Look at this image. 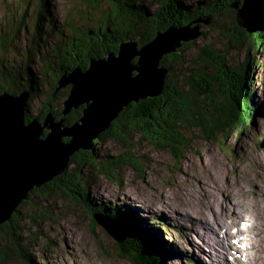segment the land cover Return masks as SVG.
Returning <instances> with one entry per match:
<instances>
[{
	"label": "rangeland",
	"instance_id": "1",
	"mask_svg": "<svg viewBox=\"0 0 264 264\" xmlns=\"http://www.w3.org/2000/svg\"><path fill=\"white\" fill-rule=\"evenodd\" d=\"M47 1L46 9L52 16L44 18V25L53 16L56 21L53 25H60L64 19L67 20L69 12V23L85 22V26H93V22L100 18L97 11H89L90 0ZM204 1L184 0L183 4L191 6ZM142 3L149 5V12L158 9L156 0H144ZM100 6L105 10L112 8V4L107 2H100ZM36 7L32 0H0V36L8 40L5 47L0 46V70L10 71L8 66L23 64L26 58L23 53L30 40L27 41L29 33L18 27L17 20L25 10L28 16H33ZM206 17L211 20L209 15L200 18ZM90 18L94 21L90 22ZM213 21L217 22L218 28L199 24L200 36L177 54L183 52L188 62H193L197 59L196 50L206 45L227 52L229 60L237 66L244 64L248 57L253 82L250 87L258 105L253 122L240 134L235 132L227 138L219 134L216 139L203 141L192 133L189 135L192 138L191 149L178 158L155 148L135 132L130 133L127 143L105 138L95 152V162H103L99 158L104 157L130 156L136 165L131 167L122 163L118 167L115 175L119 183L99 174L97 168L90 165L78 171L80 183L88 185L90 201L109 203L111 208L124 207L133 220L141 222L138 225L147 221L150 226L145 228L149 230V237L154 231H161L159 236L170 244L165 251L170 253L164 254L160 264H184L181 259L184 254L179 250L187 255L191 264H215L214 258L218 261L225 258L227 264L235 261L237 264H264V47L256 50L259 44H251L255 40L254 35L241 44L222 35L220 28L222 33L225 29L237 31L228 18L219 16ZM70 34L66 33V36ZM52 35V38L57 37ZM32 56L27 68L38 75L40 64L35 59V52ZM41 87L42 95L48 90V85L43 83ZM64 90L62 87L57 92ZM44 97L40 98L41 101L32 99L29 115L40 114L47 101ZM29 99L28 95L27 101ZM58 102L52 99L54 107ZM258 138H263V141L259 143ZM75 168L69 163L66 169L72 171ZM61 189L64 188L54 189L45 199L28 197L17 207L21 212L20 224L24 228L21 234L28 232L31 240L26 253L32 260L37 264H133L128 259L118 258L113 248L116 243L99 226H92L90 211L67 197ZM163 221L167 223V231L163 229ZM156 223H160L162 229L154 225ZM169 231L173 243L164 237ZM206 232L213 233L214 237ZM235 235L239 236L243 252L233 244ZM159 243L158 247H161V240ZM8 247L14 250L3 246L5 255L0 264H24L15 247L10 243ZM209 248L213 253L208 251ZM155 260L153 258V264Z\"/></svg>",
	"mask_w": 264,
	"mask_h": 264
},
{
	"label": "trees",
	"instance_id": "2",
	"mask_svg": "<svg viewBox=\"0 0 264 264\" xmlns=\"http://www.w3.org/2000/svg\"><path fill=\"white\" fill-rule=\"evenodd\" d=\"M32 1L37 4L34 15L28 16L25 10L17 20L18 27H23V30L29 33L27 41H30L23 53L26 58L23 64L8 66L10 71H4V68L0 70V94L7 92L17 95L21 91L27 92L31 98L26 103L27 110L32 99L41 101L40 98L45 95L47 101L44 102L40 114L29 116L42 121L50 112L56 120L62 118L65 125H72L81 117L83 106L72 110L67 116L61 115V104L67 97L68 87H65L64 92L57 91L59 81L65 74L76 68L84 70L90 59L115 53L121 42L139 38L142 44H145L154 38L156 33L169 27L180 28L193 19L209 15L210 28H218L217 22L213 20L219 16L228 18L232 12L230 5L236 0H205L191 6L184 5V0H156L158 9L152 12L147 9L149 5L142 3L144 0H90L89 11H97L96 15L100 16L93 22V26H85V22L69 23L70 12L66 16L67 20L64 19L60 25H53L56 22L54 16L44 25V18L52 16L50 10L46 9L48 1ZM100 2L111 3L112 8L105 10L101 8ZM89 21L94 20L90 18ZM219 30L222 35L241 43V40L235 39L237 35H234V32L225 29L222 33L221 28ZM66 33L70 36H66ZM52 34L57 37L52 38ZM243 37L246 36H242V39ZM7 41L5 36H0L1 47H5ZM262 45L264 44H259L256 50L263 49ZM188 46L180 49L184 50ZM32 52H35V59L37 58L40 64L39 76L37 72L27 68L33 59ZM182 53L162 58L160 65L169 71L160 97L129 104L110 126L93 140L90 150H80L71 156L69 163L76 167L74 171L66 169L63 174L33 189L28 195L29 198L41 196L45 199L51 191L62 186L63 193L84 206L90 211V215L106 216L121 224L128 234V248L136 254L140 264H153V258L156 259L155 264H160L164 254H169L170 251H165L163 244L158 247V239H151L152 236L147 234L149 230L141 226L142 224L138 225L137 223L141 222L133 220L131 213L124 207L111 208L109 203L97 204L90 201L88 185L80 183L81 174L78 171L85 165H90L97 168L99 174L119 183L115 175L118 167L122 163H128L131 167L136 164L130 156L104 157L99 158L103 162H95V152L103 145L105 138L119 139L127 143L130 133L135 132L155 148L178 158L191 149L190 134H197L203 141L216 139L219 134L224 138L235 132L240 134L243 128L253 122L258 111L250 87L253 82L249 73L248 57L244 64L237 66L229 60L227 52L213 46L204 45L197 49V59L193 62H188V57ZM43 83L48 85V90L41 95L40 85ZM33 95L36 96L33 98ZM52 99L59 101L56 107ZM257 141L261 143L263 138H258ZM230 153L233 154L232 149ZM90 220L95 224L92 218ZM20 222L21 212L17 209L9 221L0 225V261L5 255L3 246L14 250L8 247L10 243L24 264H37L26 253V247L31 240L28 232L21 234L24 228Z\"/></svg>",
	"mask_w": 264,
	"mask_h": 264
},
{
	"label": "water",
	"instance_id": "3",
	"mask_svg": "<svg viewBox=\"0 0 264 264\" xmlns=\"http://www.w3.org/2000/svg\"><path fill=\"white\" fill-rule=\"evenodd\" d=\"M230 9L229 22L238 31L230 30L235 39L245 41L244 33L247 38L254 35L251 44H263L264 0H236ZM199 24L210 25L209 17L193 19L179 29L169 27L145 44L139 38L121 42L115 53L90 59L84 70L65 74L58 84L68 87L61 115L83 106L72 125H65L62 118L54 121L50 112L39 123L29 116L28 94H0V225L10 220L33 189L63 174L73 154L90 150L93 140L129 104L162 95L169 71L160 65L162 58L198 38ZM91 218L92 226H99L116 243L118 258L140 264L128 248L127 232L117 222L106 224L95 214Z\"/></svg>",
	"mask_w": 264,
	"mask_h": 264
},
{
	"label": "bare ground",
	"instance_id": "4",
	"mask_svg": "<svg viewBox=\"0 0 264 264\" xmlns=\"http://www.w3.org/2000/svg\"><path fill=\"white\" fill-rule=\"evenodd\" d=\"M210 22V21H209ZM244 34V33H243ZM241 35V38H242V36H246V37H243L244 38V40L247 38V35L246 34H244V35ZM186 44L184 43L182 46H181V48L183 47V46H185ZM180 50V49H179ZM4 93V92H3ZM21 95L22 94H24V93H20ZM20 94H17V95H20ZM66 99V98H65ZM64 99V100H65ZM63 100V101H64ZM61 106H62V104H61ZM47 115V114H46ZM53 116V115H52ZM54 117V116H53ZM39 121V120H38ZM43 121V120H42ZM42 121H39V123H42ZM54 121H57L56 119H55V117H54ZM99 216H102V215H99ZM103 217V216H102ZM103 218H105L106 220L105 221H103L104 223H106V224H112L113 223V221L114 220H112V219H110V218H108V217H106V216H104ZM108 218V219H107ZM115 222H117V221H115ZM118 227H122L123 228V226L121 225V224H119L118 222H117V224H116ZM207 228V227H206ZM124 229V228H123ZM206 234H208L209 236H212V237H214L213 236V233L210 235L209 234V232H206ZM226 236H224V238H225ZM206 243H207V245H208V247H209V243L206 241ZM224 246V245H223ZM230 246V245H229ZM208 251H210V253H213L212 251H211V249L209 248V250ZM227 252V251H226ZM225 252V253H226ZM219 261H222L221 259L219 260ZM216 258H214V263L215 264H224L223 263V261L222 262H219Z\"/></svg>",
	"mask_w": 264,
	"mask_h": 264
}]
</instances>
